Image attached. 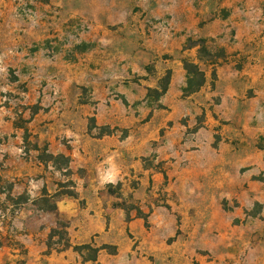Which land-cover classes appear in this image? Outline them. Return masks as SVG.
Returning <instances> with one entry per match:
<instances>
[{
  "label": "rangeland",
  "instance_id": "rangeland-1",
  "mask_svg": "<svg viewBox=\"0 0 264 264\" xmlns=\"http://www.w3.org/2000/svg\"><path fill=\"white\" fill-rule=\"evenodd\" d=\"M0 234V264H264V0H0Z\"/></svg>",
  "mask_w": 264,
  "mask_h": 264
},
{
  "label": "trees",
  "instance_id": "trees-1",
  "mask_svg": "<svg viewBox=\"0 0 264 264\" xmlns=\"http://www.w3.org/2000/svg\"><path fill=\"white\" fill-rule=\"evenodd\" d=\"M204 52L207 53V48L205 45H202L198 49V53H199V56L201 59L204 58L202 56V53H204ZM208 56H209V59L207 61L210 63H213V64H217L219 60H221L225 57L224 54H222V55L209 54ZM184 66H185V69L187 70V72L189 73L188 87L185 90V92L188 94L193 93V92H197L206 83V80H207L206 73L201 69L200 65L195 63V62L184 60ZM214 76H215V73H214ZM171 78H172V71L167 70L166 76L162 79V81L160 83L161 91H159L158 89H154V92L156 94H158L159 96H162L163 94H165L166 91L168 90L169 85H170ZM14 198L15 197H13L12 193H11V195H9V197H8V201L12 202V205L15 206L14 208H16L21 203V201H19L20 198H18V199H14ZM5 239H8V237H3L2 234H0V249L5 246V243H4ZM15 244L17 245L18 243H15ZM6 246H9V245H6ZM17 246H18L17 248L21 249V245H17ZM70 246H71V244L69 243V241H67V243L64 244V249H66ZM96 257H97V255L91 259H88V260H96Z\"/></svg>",
  "mask_w": 264,
  "mask_h": 264
}]
</instances>
